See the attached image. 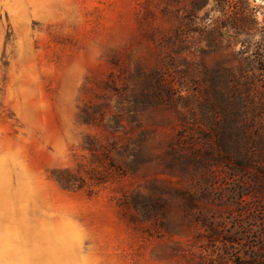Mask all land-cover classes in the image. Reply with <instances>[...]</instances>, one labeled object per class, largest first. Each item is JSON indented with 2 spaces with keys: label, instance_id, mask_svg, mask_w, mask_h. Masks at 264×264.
Masks as SVG:
<instances>
[{
  "label": "rangeland",
  "instance_id": "rangeland-1",
  "mask_svg": "<svg viewBox=\"0 0 264 264\" xmlns=\"http://www.w3.org/2000/svg\"><path fill=\"white\" fill-rule=\"evenodd\" d=\"M223 18L219 0H0V264L264 255L263 151L224 163L200 102L239 63Z\"/></svg>",
  "mask_w": 264,
  "mask_h": 264
},
{
  "label": "trees",
  "instance_id": "trees-1",
  "mask_svg": "<svg viewBox=\"0 0 264 264\" xmlns=\"http://www.w3.org/2000/svg\"><path fill=\"white\" fill-rule=\"evenodd\" d=\"M247 2L219 0L224 12L221 28L241 45L239 63L236 68L220 66L219 70L207 71L199 93L205 112L215 113L214 119L204 116L212 130L207 141L224 163L232 167L238 162L244 173L254 169L242 160L249 149L258 147L264 155V27L259 28L255 11ZM209 36H213L211 31ZM209 41L220 47L225 38L219 34ZM245 264H264V255Z\"/></svg>",
  "mask_w": 264,
  "mask_h": 264
}]
</instances>
